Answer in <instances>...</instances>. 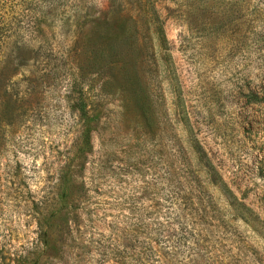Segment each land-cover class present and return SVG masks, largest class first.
<instances>
[{
    "label": "rangeland",
    "instance_id": "374dc122",
    "mask_svg": "<svg viewBox=\"0 0 264 264\" xmlns=\"http://www.w3.org/2000/svg\"><path fill=\"white\" fill-rule=\"evenodd\" d=\"M153 2L147 124L90 69L106 0H0V264H264V0Z\"/></svg>",
    "mask_w": 264,
    "mask_h": 264
},
{
    "label": "trees",
    "instance_id": "16d2710c",
    "mask_svg": "<svg viewBox=\"0 0 264 264\" xmlns=\"http://www.w3.org/2000/svg\"><path fill=\"white\" fill-rule=\"evenodd\" d=\"M75 1L76 3L78 2V0ZM106 2L108 5L106 10H100L96 15L89 18L92 23L104 26V29L101 31H93L92 33L90 30L87 35L88 39L85 41L92 54L90 69L94 72L100 69L107 70L112 80L117 82L116 87L127 98L129 104L139 110V115L148 124L150 121L148 114L149 94L138 72L140 62L138 55L141 51L139 46L144 41L140 43L139 40L142 37L147 38V41L145 40L143 45L144 48H147L148 40L150 39L147 35L148 29H150L157 39L158 48L162 50L166 49L164 33L158 21V13L154 8L153 0H106ZM76 5L75 9L77 10L78 7ZM140 10H142V14H135V12ZM7 26L0 24V30H7ZM153 45L150 43L149 48H152ZM81 104V102L78 104V110L80 113H84L83 107L80 106ZM183 164L185 162L180 164V166L182 167ZM178 170L181 171L182 168H178ZM209 182L211 185H215V187H219L220 184V187L227 191V205L232 209L236 218L245 221L247 218H245L244 212L240 210L245 208L244 205L235 201L236 198L233 192L226 187V183L220 175L215 171L212 172ZM172 187L178 186L172 184ZM198 205H200V197L196 200V207L192 212H181L176 214L173 219H180V222L177 224L187 225L190 223L191 218L195 219L193 216L195 212L200 214L205 210L204 207L198 208ZM193 240L194 242H198L200 238H194Z\"/></svg>",
    "mask_w": 264,
    "mask_h": 264
}]
</instances>
